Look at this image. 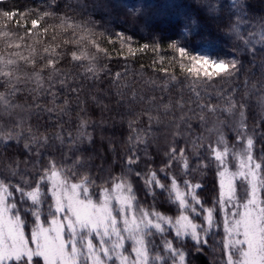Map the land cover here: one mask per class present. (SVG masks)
Masks as SVG:
<instances>
[{
	"label": "snow or ice",
	"instance_id": "obj_1",
	"mask_svg": "<svg viewBox=\"0 0 264 264\" xmlns=\"http://www.w3.org/2000/svg\"><path fill=\"white\" fill-rule=\"evenodd\" d=\"M148 53L131 76L107 67ZM0 147V264H264V11H0Z\"/></svg>",
	"mask_w": 264,
	"mask_h": 264
},
{
	"label": "trees",
	"instance_id": "obj_2",
	"mask_svg": "<svg viewBox=\"0 0 264 264\" xmlns=\"http://www.w3.org/2000/svg\"><path fill=\"white\" fill-rule=\"evenodd\" d=\"M46 0H0V11L3 10H20V11H24L28 8H37L40 7L43 3H45ZM71 2L73 4L76 3V0H71ZM88 3H92L93 0H87ZM96 3H103L104 0H95ZM126 2L129 5H136L140 2V0H126ZM145 3H150L153 2V0H144ZM63 3L64 0H61V5L63 7ZM249 5L250 8L253 10L254 13H261L262 11H264V9H262L261 5H264V0H249ZM94 15L99 18L101 15H104V12L101 9H97L96 12L94 13ZM19 17H17L16 19H18ZM8 29L11 30H15L16 28V24H15V19L12 21H7V22H3ZM23 23V22H21ZM30 23V21H29ZM135 39L140 40V36L137 35L135 37ZM143 42V41H141ZM107 46V45H105ZM26 54V53H25ZM111 54L113 56H115V52L111 51ZM152 54L148 53L146 55L143 56H138L137 59L135 61H124L123 59L120 58H115L113 59L110 63L107 64V67L111 68L113 71H123L125 66H127L130 69V76H131V71H139V67L140 64H144L145 67L147 68V66L151 63L152 60ZM77 71H79V69H77ZM147 76H152V72L149 69L146 72ZM162 75V74H161ZM159 78V77H156ZM82 77H77V82H81ZM90 84L91 81L90 80H83V85H84V91L81 92V100H83L85 98V96L90 92V91H94V89L90 88ZM98 87L107 88V82L105 80V82L101 85H99ZM224 88H228V85H223ZM68 94L65 92L62 94V96H67ZM72 101L73 104H75V97H72ZM43 104H46L47 106L51 107V100L48 98H44L40 101ZM60 101H58L59 103ZM216 101L214 100L213 103H215ZM255 106L253 105L252 111H250L249 113V123L252 124L255 122V118L252 115V112H254ZM73 116H75V112H73ZM51 130V129H50ZM197 131H199V129H197ZM126 135V133H125ZM160 146L163 149L164 147V139L161 138L160 141ZM0 151H3V148L0 147ZM159 163V159L157 160V164ZM203 183L205 184V194L207 195H211L214 196L215 195V190H214V177L211 173H209L208 177L203 181ZM197 264H206V260L203 257L198 258Z\"/></svg>",
	"mask_w": 264,
	"mask_h": 264
}]
</instances>
